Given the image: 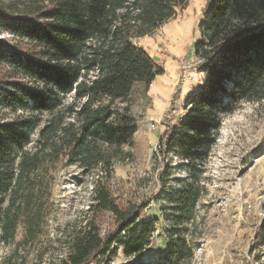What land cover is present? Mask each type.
Listing matches in <instances>:
<instances>
[{
	"label": "trees",
	"instance_id": "1",
	"mask_svg": "<svg viewBox=\"0 0 264 264\" xmlns=\"http://www.w3.org/2000/svg\"><path fill=\"white\" fill-rule=\"evenodd\" d=\"M188 0H0V110L33 115L0 118V248L35 241L53 205L61 167L96 173L89 211H108L115 230L102 237L92 216L66 237L58 264H113L121 251L140 257L156 228L146 220L149 202L120 204L110 182L118 161L129 157L137 120L132 105L148 99L164 73L135 43L171 21ZM200 25L195 56L205 61V82L185 101L158 142V182L165 189L174 157L198 181L222 129V118L245 102L264 101V0H212ZM73 91L71 102L62 97ZM179 90H177L178 94ZM57 108V110H54ZM43 112L49 119L40 126ZM173 222L186 226L196 209L195 184L170 192ZM174 236H179L178 231ZM179 238V237H177ZM167 253L171 264L194 253L185 238Z\"/></svg>",
	"mask_w": 264,
	"mask_h": 264
},
{
	"label": "rangeland",
	"instance_id": "2",
	"mask_svg": "<svg viewBox=\"0 0 264 264\" xmlns=\"http://www.w3.org/2000/svg\"><path fill=\"white\" fill-rule=\"evenodd\" d=\"M211 1L188 0L171 21L140 40L165 71L153 81L148 99L137 97L132 105L137 120L134 146L126 147L129 157L115 165L110 188L120 204L149 202L146 220L154 223L156 232L142 256L127 257L120 251L113 264H171L167 253L182 238L194 255L190 260L185 251L179 264H264V101H243L223 116L217 143L196 183L190 180L185 163L175 157L168 185L163 189L158 182L159 139L173 118L186 115L188 95L205 82V61L195 56V45L202 39L200 25ZM0 38L16 42L6 30L0 31ZM159 82H164L162 92L155 87ZM72 97L73 91L64 94L63 104ZM19 115L33 112L0 110L5 120ZM40 117L44 126L49 112ZM96 179V173L77 166L61 167L43 232L32 243L18 246L25 235L21 227L15 244L1 246L0 264L60 263L67 252L66 237L88 216L94 218L102 237L115 230L112 213L88 209ZM191 184L200 190L191 223L176 225L170 192ZM176 231L179 236H174Z\"/></svg>",
	"mask_w": 264,
	"mask_h": 264
},
{
	"label": "crops",
	"instance_id": "3",
	"mask_svg": "<svg viewBox=\"0 0 264 264\" xmlns=\"http://www.w3.org/2000/svg\"><path fill=\"white\" fill-rule=\"evenodd\" d=\"M143 39H144V37L143 38H136L134 41H135V43L137 45H139V46H141V47H143L145 49V46L140 41V40H143Z\"/></svg>",
	"mask_w": 264,
	"mask_h": 264
},
{
	"label": "bare ground",
	"instance_id": "4",
	"mask_svg": "<svg viewBox=\"0 0 264 264\" xmlns=\"http://www.w3.org/2000/svg\"><path fill=\"white\" fill-rule=\"evenodd\" d=\"M155 87H157V89L161 90V92H162V89L164 87V82H162V83L159 82V83L155 84Z\"/></svg>",
	"mask_w": 264,
	"mask_h": 264
}]
</instances>
